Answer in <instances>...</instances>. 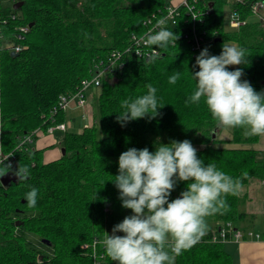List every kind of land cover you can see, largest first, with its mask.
<instances>
[{"label": "trees", "instance_id": "obj_1", "mask_svg": "<svg viewBox=\"0 0 264 264\" xmlns=\"http://www.w3.org/2000/svg\"><path fill=\"white\" fill-rule=\"evenodd\" d=\"M172 1L19 0L23 2L19 9L15 4L8 8L0 4V169L6 164H11V173L19 164L29 168L28 179L8 186L0 177V264H92L93 240L110 234L132 214L121 206L112 182L118 175V158L129 148L147 147L154 152L159 143L187 139L205 164L215 163L233 177L247 171L242 187L252 179L264 181V152L253 147L261 136L245 137L243 129L218 127L203 100L185 104L195 88L190 71L199 70L186 38L193 28L212 55H219L230 40L246 49L248 63L238 66L244 71L242 79L257 92L264 91V29L250 21L252 5L261 0L230 1L231 11L246 21L231 30L224 26L227 0H198L197 20L181 7L176 26L166 25L179 34L177 44L159 48L162 54L154 62L125 55L123 67L96 87L101 89L98 126L81 133L66 131L65 154L57 160L45 163L43 151L36 149L39 131L66 122V112L59 108L61 98L74 95L112 51H124L133 34L145 33V21L166 14ZM20 27L29 29L22 42L16 39ZM18 43L23 49L14 56L11 49ZM175 72L181 78L169 84L168 77ZM149 83L164 105L159 115L121 126L117 122L121 100L146 94ZM225 130L229 140L220 139ZM29 137L32 142L26 141ZM33 187L38 189L37 204L29 208L25 193ZM186 188L185 182H177L169 199L179 197ZM226 200L228 210L207 217L206 235L178 256L175 264H233L223 242L213 243L211 236L246 217V199L238 192ZM28 233L48 242L46 249L38 247ZM104 264L115 262L107 258Z\"/></svg>", "mask_w": 264, "mask_h": 264}, {"label": "clouds", "instance_id": "obj_2", "mask_svg": "<svg viewBox=\"0 0 264 264\" xmlns=\"http://www.w3.org/2000/svg\"><path fill=\"white\" fill-rule=\"evenodd\" d=\"M156 28L138 40L146 47L167 48L177 44L179 34L166 27L161 19ZM247 50L224 43L219 55H212L205 47L196 56L190 71L195 81L193 93L185 104H199L202 100L218 127L243 129L245 137L264 136V91L257 92L251 83L242 79L244 71L230 66L246 65ZM157 57L153 56L154 62ZM179 72L168 77L176 84ZM146 94L128 97L120 102L117 122L148 117L154 119L162 108L157 89L146 84ZM6 164L0 177L11 169ZM19 181L29 177V168L20 165L14 173ZM244 171L233 177L219 170L215 163H207L197 156V149L185 139L159 143L154 152L147 147L129 148L118 158V175L112 181L119 191L121 206L131 215L112 228L100 241L104 252L115 264H175L183 252L191 249L206 235L207 217L228 210L227 196H235L242 187ZM177 182H185L186 190L179 197L169 199ZM38 189L25 193L29 208L37 204ZM122 233L123 235H117Z\"/></svg>", "mask_w": 264, "mask_h": 264}, {"label": "built area", "instance_id": "obj_3", "mask_svg": "<svg viewBox=\"0 0 264 264\" xmlns=\"http://www.w3.org/2000/svg\"><path fill=\"white\" fill-rule=\"evenodd\" d=\"M14 4L18 3L19 0H13ZM231 2H238L240 0H229ZM198 0H173L170 7L167 8L166 14L162 16L152 15L145 21L146 31L142 35L133 34L130 40L129 46L124 50H114L111 52L108 61L105 63L102 62L97 64L94 68L91 78L85 79L81 83V87L79 90L71 96L62 97L59 103V108L66 111L71 102L76 100L77 105L79 107H84L86 105V90L93 87H99L102 83V80L105 76L110 73H115L116 70H120L123 67L122 59L125 55L127 56H135L140 60L150 61L152 57H159L161 56V51L159 48L155 46L146 47L142 43H138V40L144 34L152 31V30H159L156 28L157 22L161 19L166 21V25L169 24L171 27L176 26L177 24V17L180 15L179 9L181 7H185L188 10V13L191 15L193 20H197L199 16V12L197 11L196 5ZM1 4V0H0ZM264 9V0L257 1L252 5V14L254 16L259 17V19L264 22V15H262V10ZM246 21L240 18V15L237 11H231V22L230 28L231 29H239L240 27L244 26ZM28 27H20L17 34L16 39L19 42L25 40L26 34L28 33ZM189 42L192 45V50L195 52V58L199 55L201 50L206 47V42L202 36H200L195 28L192 29L191 36L189 34L186 35ZM3 36L0 30V56L3 49ZM23 49L21 43L15 44L14 47L11 49L12 53H19ZM55 130H62L66 131L65 123L57 124L51 126L48 129L49 133H53ZM28 142H32V139L29 137L26 139ZM111 234V233H110ZM117 235H123L122 233H117ZM260 238V235H256L252 231L244 232L238 229H235L232 224H228L227 226L219 229L218 232H214L211 236V241L213 243L217 242H225L228 240H236V241H245L251 238ZM103 238H95L90 245V257L92 260V264H104L106 259L109 258L106 256L104 252V248L100 241Z\"/></svg>", "mask_w": 264, "mask_h": 264}, {"label": "crops", "instance_id": "obj_4", "mask_svg": "<svg viewBox=\"0 0 264 264\" xmlns=\"http://www.w3.org/2000/svg\"><path fill=\"white\" fill-rule=\"evenodd\" d=\"M264 15V9L261 11ZM260 27L264 29V22L261 21ZM92 95L94 92L91 93ZM95 95H93V98ZM70 110L73 112H80V121L76 118L65 122L66 131L72 128L80 127L84 130L86 127H91L95 123V106L90 102L86 96V105L79 107L76 100L72 101ZM68 108V109H69ZM67 109V110H68ZM66 110V111H67ZM65 111V112H66ZM68 123V124H67ZM66 131L55 130L53 133L48 131L43 133L39 131L36 140V149L43 151V158L45 163L57 160L61 157V150L56 145L57 140L54 137L56 132H62L63 136ZM231 138L228 130H225L220 139L229 140ZM263 138V139H262ZM63 147V145H62ZM255 149L260 152H264V136H261V140L255 145ZM241 197L246 199L244 210L246 211V217L239 221L234 227L235 229L251 230L256 235H260V238H251L245 241L228 240L223 243L224 250L228 252L233 258V264H264V181L259 179H252L246 185L239 190Z\"/></svg>", "mask_w": 264, "mask_h": 264}, {"label": "rangeland", "instance_id": "obj_5", "mask_svg": "<svg viewBox=\"0 0 264 264\" xmlns=\"http://www.w3.org/2000/svg\"><path fill=\"white\" fill-rule=\"evenodd\" d=\"M14 5V1L13 0H1V6L2 8H8V7H13ZM251 22H258V24L261 23V20L259 19V17L254 16L251 18L250 20ZM230 22H231V5H230V1L227 0V4L224 5V26L226 30H231L230 28ZM228 44H233V45H237L239 46L238 42L234 41V40H230L228 42H226ZM239 66V65H238ZM238 66H230L231 68L235 69ZM101 89L100 88H89L86 90V96L88 97V99L90 100V102L95 106V123L96 126H98V122H99V111H98V105H97V99L98 96L100 94ZM92 92H94L93 95H95V97L93 98V95L91 94ZM66 119L67 122L69 123L73 117L78 119L80 116V112H73L72 110H70V108L66 111ZM81 118V117H80ZM80 118L78 119V121H80ZM67 123V124H68ZM83 130H81L80 127L78 128H72L71 130H69V132H76V133H81ZM45 133V132H43ZM57 140V144L56 147L59 150H63L62 147V140H63V133L62 132H56L55 136H54ZM263 139V138H262ZM261 140V139H260ZM63 154V152H61V155ZM27 236L33 240V242L38 246V247H42L44 249H46L47 246L44 245L43 241H41L37 236L28 233ZM225 244V243H223Z\"/></svg>", "mask_w": 264, "mask_h": 264}, {"label": "water", "instance_id": "obj_6", "mask_svg": "<svg viewBox=\"0 0 264 264\" xmlns=\"http://www.w3.org/2000/svg\"><path fill=\"white\" fill-rule=\"evenodd\" d=\"M23 5V2H18L14 5L15 9H19ZM12 55L16 56L17 53H12ZM63 154H65V150H62ZM19 178L14 175V173L8 172L5 176L1 178V182L4 186L10 185L12 182L17 181ZM43 243H48L46 241H43Z\"/></svg>", "mask_w": 264, "mask_h": 264}]
</instances>
